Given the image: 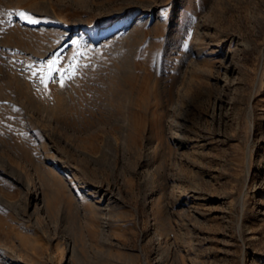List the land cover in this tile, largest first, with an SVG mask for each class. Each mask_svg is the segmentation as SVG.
<instances>
[{"label": "rangeland", "instance_id": "374dc122", "mask_svg": "<svg viewBox=\"0 0 264 264\" xmlns=\"http://www.w3.org/2000/svg\"><path fill=\"white\" fill-rule=\"evenodd\" d=\"M0 264H264V0H0Z\"/></svg>", "mask_w": 264, "mask_h": 264}, {"label": "snow or ice", "instance_id": "6c2138e0", "mask_svg": "<svg viewBox=\"0 0 264 264\" xmlns=\"http://www.w3.org/2000/svg\"><path fill=\"white\" fill-rule=\"evenodd\" d=\"M19 15L21 16V17H23V18H25V19H27L29 22H31V23H35V22H37V21H35V20H32L27 14H25L24 12H20L19 13ZM71 67V66H70ZM53 68H55V62H53L52 64H50L49 65V71H51ZM57 71H58V69H56ZM72 74L74 75L75 73H74V70H73V72H72ZM34 75H35V73H34ZM42 82H43V78H42Z\"/></svg>", "mask_w": 264, "mask_h": 264}, {"label": "bare ground", "instance_id": "6f19581e", "mask_svg": "<svg viewBox=\"0 0 264 264\" xmlns=\"http://www.w3.org/2000/svg\"><path fill=\"white\" fill-rule=\"evenodd\" d=\"M140 17H141V16H140ZM180 193H181V192H179V193H178V192H172L171 195H172L173 197L178 196V195H179V196H182V194H180ZM183 194H184V193H183ZM148 201H149V200H148ZM62 263H63V261H62Z\"/></svg>", "mask_w": 264, "mask_h": 264}]
</instances>
